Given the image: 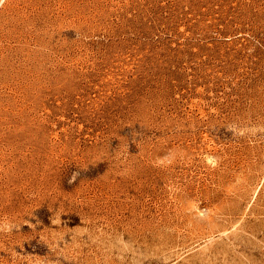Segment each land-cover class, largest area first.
<instances>
[{
    "label": "rangeland",
    "instance_id": "1",
    "mask_svg": "<svg viewBox=\"0 0 264 264\" xmlns=\"http://www.w3.org/2000/svg\"><path fill=\"white\" fill-rule=\"evenodd\" d=\"M0 264H264V0H0Z\"/></svg>",
    "mask_w": 264,
    "mask_h": 264
}]
</instances>
